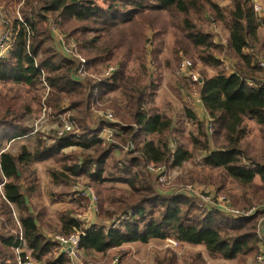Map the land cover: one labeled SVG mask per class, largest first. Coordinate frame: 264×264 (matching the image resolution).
Masks as SVG:
<instances>
[{
	"label": "trees",
	"instance_id": "obj_1",
	"mask_svg": "<svg viewBox=\"0 0 264 264\" xmlns=\"http://www.w3.org/2000/svg\"><path fill=\"white\" fill-rule=\"evenodd\" d=\"M10 1L0 0V4L6 6ZM206 3L224 21L228 31L227 50L238 60L236 69L219 70L196 83L195 91L211 119L214 130L210 135L216 148L209 149L211 140L205 132L206 123L199 121L189 108L184 109L185 117L204 141L199 147L206 153L202 157L203 165L221 169L240 188L239 196L224 183L218 191L229 195L235 205L264 200V161L254 162L250 153L240 146L246 134V118L255 120L264 134V69L256 64L255 58L264 48V36L260 34L264 16L254 12L251 0H233L227 19L210 0H23L19 12L22 23L15 15L8 21L6 26L16 32V37L9 53L0 58V264H16L17 222L32 258L47 264H67V260L59 254L58 244L46 237V231L61 235L82 232L79 246L86 253H105L124 244L172 238L181 244L203 246L212 259L234 261L255 255L249 264H256L257 223L263 209L239 219L218 211L203 212L194 199L165 196L156 191L155 180L147 171L150 164L180 167L192 155L178 142L169 147L174 133L172 122L154 106L156 88L147 84L146 69L141 64L142 51L137 45L145 53L143 33L152 29L154 19L158 18L151 14L166 13L182 17L179 30L186 33V40L195 46L208 47L212 36L197 29L188 17L191 12L200 13ZM51 16L55 17L59 31L73 38L78 52L85 56V76L75 78L79 62L66 56L57 45L50 46ZM246 49L249 54H244ZM112 60L120 67L110 78L95 81L88 77L89 72L97 74L99 66ZM132 61L139 63L142 73L127 70V64ZM205 61L213 60L208 56ZM42 75L50 88L46 106L57 115L62 110L61 102L67 101L66 113H73L70 119L78 132L53 138L49 146L37 132L33 152L23 146L11 153L4 147L5 143L26 138L33 131L29 122L32 104H40L42 99ZM182 89L192 92L183 86ZM117 91L118 103L105 100ZM102 103L103 109L113 110L121 124L94 116ZM104 128L118 131L116 135H124L122 142L134 143V148L123 153L124 146L105 144L100 138ZM142 136L152 138L141 140ZM193 142L198 145L195 139ZM73 146L97 156L82 154L80 163L79 157L73 160L71 156H61V150ZM117 148L122 152L115 167L118 171L115 175H105V163ZM52 159L60 164V170L47 168L52 186L43 196L49 203L68 195L70 177L84 175L97 195H104L98 205L99 213L111 222L110 226L85 228L71 210L65 209L59 213L56 228H52L45 211H36L33 198L38 179L32 166ZM117 183L126 185L130 193H117L112 187ZM53 187L60 189L53 191ZM40 194L43 193L39 192L38 197ZM115 214L116 219L120 218L117 225L112 218ZM43 224L46 229L41 228Z\"/></svg>",
	"mask_w": 264,
	"mask_h": 264
},
{
	"label": "rangeland",
	"instance_id": "obj_2",
	"mask_svg": "<svg viewBox=\"0 0 264 264\" xmlns=\"http://www.w3.org/2000/svg\"><path fill=\"white\" fill-rule=\"evenodd\" d=\"M210 1L224 12V15L227 19L228 11L231 10L233 5V0ZM22 3L23 0L20 3L12 0L8 3H5L6 6L0 4V30L4 28L1 15L3 14L7 21H11V18L14 15L16 17L17 13L20 15V5H22ZM151 16H158V18L154 19L155 22L152 29H146L143 33L142 44L145 48V53L143 48L137 45L142 51L140 57L141 64H144L146 69L145 78L149 80L147 81L148 85H151L152 87L155 86L156 88L153 99L155 108L157 111H159V113H164L167 117H169L172 122L174 133L173 137L169 139V147L172 148V146L178 142V144L191 153L192 158L184 162L180 167H171L170 164L168 166H159L164 168V171L167 174V181L165 183L159 182L156 175L150 174L148 172L147 173L150 177H152V179L155 180L156 191L161 192L162 195L164 194L165 196H182L181 191L189 185L194 188L205 189L209 193L224 194L218 191L221 190L223 183L225 186H229V189H236V191L238 190L239 192L240 188L238 185L234 181L229 180L224 171L221 169H211L203 165L202 157L206 153L199 150V147L200 144L204 143V141L202 138L197 136L195 126L188 122L184 112L185 108H192L191 104L194 103L195 99H190L188 97L191 102H186L180 98L181 93L183 94L181 90L184 91L182 86L183 88L192 89V92L198 88L196 83H191L181 72L180 65L184 60H189L192 62V64H194L193 70L199 73L201 79L214 76L219 70H225L227 68V71H231L232 69L237 68V58L232 56L227 50L228 31L225 28L224 21L217 18L207 3L200 13L191 12L188 15L189 19L197 29L204 33H209L212 36L211 44L208 47H199L193 45L190 40H186V33L184 34L179 30L182 17L178 14L169 16L166 13H152ZM51 23H56L55 17L53 16H51V19H49L48 24L50 25ZM56 25L58 27L57 23ZM260 34L261 36H264V28L260 29ZM66 38L71 45H74L75 48L77 47L73 38L68 36H66ZM49 44L54 48L57 47L52 39L51 43ZM76 50L78 52L77 48ZM82 56L85 58L84 55ZM208 56H210V58L213 60L212 62L205 61ZM132 62L127 64V70L129 72L135 71L142 73L143 71L138 68L139 63L137 61ZM108 66H115L117 69L120 67V65L117 64L115 60H112V63L110 64L103 65V67L99 66L97 68L98 73L93 74L96 76L97 80L101 79L100 76ZM89 74L91 73L89 72ZM174 86L175 88L178 86L180 90L177 88L174 90ZM192 92L189 94L194 96ZM24 96H27V94ZM107 99H111V101L118 103L120 100V93L118 91L114 92L109 97H106L105 100ZM60 105L62 109L60 113L55 115L52 112V108H50L48 114L41 118V101L40 104H32L33 113L29 123L33 127L36 121L42 124L41 128L39 125H37V127L38 129L40 128L38 132L41 134L39 135L42 138H45L43 140L46 146H49L48 144H51L53 141L54 137L51 133V129L57 126L60 118H68L73 114L72 112L66 113L65 109L69 106L67 101L61 102ZM104 106V103L100 104L99 109H96L97 111L95 110L96 112L93 113L94 116L104 119V117L108 114L113 117L115 124H121L119 119L115 116L113 110L110 108L103 109ZM154 106L152 105L151 108ZM244 126L246 128V134L241 141L240 146L250 153L254 162L264 161V134L260 133L258 127L257 129L253 128L251 122L244 124ZM111 130H113V128H104L102 131L101 137L103 138L105 144L124 146L122 150L123 153H127L126 151H128V149L132 150L134 148V143L128 144L129 142H127L124 144L122 142L124 135H116ZM77 132L73 133V135H76ZM116 133L118 134V131H116ZM206 134L207 138L211 140L209 149L216 148L212 141L211 135H209L207 132ZM107 138H110L109 141H107ZM150 138H152V136H142L141 140ZM193 139L198 142V145H194ZM36 140L37 138L35 134H29L26 138L15 139L8 144H6V142L4 147L7 146V150H9L11 153H16L23 146L33 152L35 149ZM61 151L63 154L61 155L62 157L64 155L71 156L70 158L73 160L79 157L78 163L81 162L80 156L82 154L83 156L96 155L95 153L93 154L92 151H82L81 149L74 146L66 147ZM122 152L118 148L111 152L105 163L107 167L105 169V175H115L117 173L118 170L115 167L121 159ZM54 161L55 160L52 159L45 163L33 164L32 166V169L36 171V176L38 179L36 184L37 189L33 198L36 211H45L49 218H55L56 220L60 209H69L72 211V215L76 216L83 223V226L89 224L90 220L105 226L110 224L111 222L109 220L107 221L102 218L103 216L101 213H99V211L97 214H92L89 211L87 190L93 189L95 191V188L84 175H81L77 178L70 177V179L67 181L69 182L67 190L68 195L58 198L53 202L54 205L49 203L47 197L43 196L50 192L48 187L51 188L52 186L49 181L50 175H48L47 168L60 170V164L55 163ZM256 182L257 184L260 183L258 178L255 179V183ZM104 186L108 188L111 187L109 184H105ZM112 187L117 193L124 195L130 193V189L122 183H117ZM59 189L60 187H53V191ZM39 192L43 193L40 194V197H38ZM96 196L97 204L99 205L100 201L104 198V195L102 194L100 197L96 193ZM226 196L230 202V205L240 211H246L252 207L264 205V200L254 203H247L246 205H241V203H239L240 205H235L233 204V201L229 195ZM102 205H105V201L102 203ZM110 210L112 212L113 209L110 208ZM194 214L198 216L196 211H194ZM116 217H118L116 214L112 217L114 218L113 223H115V225H117L120 220V218L116 219ZM82 220H85V222ZM258 225L260 229L264 231V214L258 217L257 226ZM41 228L46 229L44 224L41 226ZM168 239L174 240L172 238ZM149 242L147 244H124L121 247L112 248L105 253H86L81 249L80 250L82 260L87 264H112L116 259L118 260L117 264H249L255 256H252V258L226 261L222 259L210 258L203 246H191L188 244H181L180 242L176 241L179 243V246L174 249H170L164 246L162 243L163 240H151V243Z\"/></svg>",
	"mask_w": 264,
	"mask_h": 264
},
{
	"label": "built area",
	"instance_id": "obj_3",
	"mask_svg": "<svg viewBox=\"0 0 264 264\" xmlns=\"http://www.w3.org/2000/svg\"><path fill=\"white\" fill-rule=\"evenodd\" d=\"M252 7L254 12L261 16L263 12V8L260 3L256 0H251ZM2 23L4 28L0 30V58L5 57L12 48V43L15 40L16 32H13L11 28L7 27L8 21L5 19L4 15H1ZM17 19L19 23H22V19L20 15L17 13ZM49 32L53 40L55 41L58 48L68 57L73 58L79 62V67L75 72V78H81L87 74L86 71V59L77 52L74 45H71L66 37L59 31L57 25L55 23H51L49 25ZM256 64L264 69V60L258 59ZM193 64L189 60H184L180 65L181 72L191 83H198L200 81V75L195 70H193ZM117 68L115 66H108L100 76L101 78H110L115 72ZM88 77L97 80L96 76L93 74H88ZM42 89L43 95L41 99V118L44 115H47L49 112V108L45 104L46 97L49 93V86L45 83L43 75H42ZM197 96V94H194ZM39 119V116H38ZM37 119V120H38ZM104 119L109 123H115V120L111 115H106ZM37 125L42 126L39 122H35L33 127L32 135L36 134L39 129ZM206 129L207 133L210 135L213 132V126L211 124V119L208 117L206 120ZM77 129L74 123L71 121L70 117L68 118H60L56 127L51 129V133L54 138H59L64 134L68 133H76ZM114 132V131H112ZM115 133V132H114ZM110 138H107L109 141ZM103 140V139H102ZM104 141V140H103ZM147 171L150 174H154L158 177V181L161 183H165L167 181V174L164 171V168L159 166H154L152 164L148 165ZM182 196L194 199L197 202V206L203 212H212L218 211L230 218L239 219L242 217H250L259 212L260 209L264 210V205L259 207H252L246 211H240L233 208L230 205V202L225 194H213L209 193L205 189L194 188L192 186H186L184 190L181 191ZM87 195L90 199V210L92 212H97V196L94 194L92 189L87 190ZM17 222V221H16ZM18 225V242L19 246L15 249L16 254V264H47L44 261H37L32 259L30 252L25 244V240L23 238L22 228L17 222ZM82 232L77 231L70 235H55L53 236L52 241L58 244L59 246V254H63L67 260V264H87L82 260L81 250H80V236ZM257 236L259 238V252L255 257L256 264H264V231L260 229L259 225L257 226ZM166 248L174 249L179 246V243L171 240L165 239L162 242ZM118 260H114L112 264H117Z\"/></svg>",
	"mask_w": 264,
	"mask_h": 264
},
{
	"label": "crops",
	"instance_id": "obj_4",
	"mask_svg": "<svg viewBox=\"0 0 264 264\" xmlns=\"http://www.w3.org/2000/svg\"><path fill=\"white\" fill-rule=\"evenodd\" d=\"M258 3H260L261 4V6H262V8H263V12H262V14H261V16H264V0H256ZM262 38V37H261ZM257 46H258V44H257ZM244 52V54H249L250 52L246 49V50H244L243 51ZM255 56V55H254ZM255 58H257V59H263L264 60V48H263V50H262V52H261V54H258L257 56H255ZM176 88L177 89H179L180 90V88L178 87V86H176ZM175 88V86H174V90L176 89ZM181 92H183V94L181 93V96H180V98L183 100V101H186V102H191V100L190 99H195L194 100V103H192L191 104V107L192 108H190L193 112H194V114H195V116L197 117V119L199 120V121H202V122H205L206 123V120H207V118H208V114H207V112L205 111V109L203 108V105H202V103H201V101H200V99H199V97H198V94H197V92L194 90L193 92H192V94L194 95L195 93L197 94V96H191L189 93H186L185 91H182L181 90ZM187 94V95H185V94ZM172 94V93H171ZM173 95V94H172ZM171 95V96H172ZM174 96V95H173ZM188 97L190 98V99H188ZM183 98H185V99H183ZM189 108V107H188ZM252 123V125H253V128H256L257 129V127H258V129H259V126H258V124L255 122V120H253V119H250V118H246L245 119V121H244V124H248V123ZM207 128V127H206ZM111 131H114L115 133H116V131L113 129V130H111ZM206 131H207V129H206ZM102 134V133H101ZM101 134H100V138L101 139H103L102 137H101ZM257 183V182H256ZM93 190V189H92ZM229 190H232V193L235 195V196H239V192H238V190L236 191V189H229ZM55 191H57V190H55ZM93 192H94V194L96 195V193H95V191L93 190ZM88 200H89V211L92 213V214H97L98 213V211H99V207H98V204H97V207H98V211L97 212H92L91 210H90V199H89V196H88ZM51 204V203H50ZM52 205H54V203H52ZM64 208H66V207H64ZM62 209H60L59 210V212H58V216H59V213H60V211H61ZM77 220H79L76 216H74ZM46 220L51 224V226H52V228H56V226L58 225V217L56 218V220H55V218H49L48 217V215L46 214ZM80 221V220H79ZM83 222H85V220H82ZM81 222V221H80ZM82 223V222H81ZM82 225H83V223H82ZM91 225H97V226H101V225H103V224H97L95 221H92V220H90L89 221V224H87V225H85L84 227L85 228H87V227H89V226H91ZM107 225V224H106ZM109 225V224H108ZM45 233V235H46V237L48 238V239H50L51 241H52V239H53V236H55L56 234H58V235H60L59 233H55V232H51V231H46V232H44ZM54 242V241H53ZM149 243H151V241L149 242Z\"/></svg>",
	"mask_w": 264,
	"mask_h": 264
}]
</instances>
